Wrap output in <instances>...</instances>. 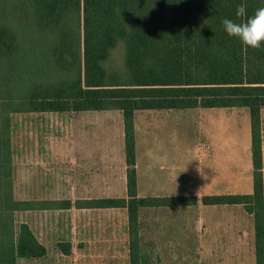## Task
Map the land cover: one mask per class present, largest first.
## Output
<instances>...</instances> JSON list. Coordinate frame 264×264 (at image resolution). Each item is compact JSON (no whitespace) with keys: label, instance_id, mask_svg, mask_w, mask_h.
<instances>
[{"label":"trees","instance_id":"obj_1","mask_svg":"<svg viewBox=\"0 0 264 264\" xmlns=\"http://www.w3.org/2000/svg\"><path fill=\"white\" fill-rule=\"evenodd\" d=\"M10 1L16 15L0 20L5 70L0 80L20 98L0 103V264L45 253L26 224L15 228V213L32 208L13 196L10 121L4 112H121L126 196L88 200L92 205L82 208L125 209L129 262L141 264L139 210L194 206L197 198L137 196L134 113L195 108L248 110L251 193L203 196L201 203L242 205L253 221L255 264H264V44L245 47L222 25L223 19L239 22V5L247 18L264 0ZM119 44L122 69L110 61Z\"/></svg>","mask_w":264,"mask_h":264},{"label":"rangeland","instance_id":"obj_2","mask_svg":"<svg viewBox=\"0 0 264 264\" xmlns=\"http://www.w3.org/2000/svg\"><path fill=\"white\" fill-rule=\"evenodd\" d=\"M13 5L10 0H0V20H10L16 15ZM122 54L121 44L111 53L110 61L118 69H122ZM4 71L0 66V77ZM40 75L43 74H39V83L44 79ZM0 83L3 84L0 103L8 102L10 97L11 100L20 98V93L14 96L13 91H9L11 85H4L1 80ZM156 111H137V163L141 184L138 197L154 196L156 191L171 196L176 193L197 196L198 166L213 167L221 191L240 193L247 190L249 178L252 180V164L246 108ZM110 112L111 115H107V111L88 112V115L70 111L47 114L9 109L4 112V115L9 114L10 121L13 196L32 208L15 213V228L26 224L45 248L43 256L20 258L16 264H130L126 210L82 208L92 205L88 200L126 196L122 120L116 112ZM156 116L165 118V123L158 125L163 128L158 132H154ZM162 120L159 122H164ZM148 123L151 124L149 133ZM180 135L187 147L180 146ZM260 135L264 185V109L260 116ZM85 137L89 144L78 146V141ZM146 139L153 144L147 145ZM73 155L77 160L75 167ZM151 166L152 173L155 172L152 176L157 180L171 177L174 181L182 180L183 184H171L164 189L158 183L148 186L146 175ZM180 168L182 170H178ZM184 208L189 211H175V207L139 210L140 248L145 258L141 264L232 263L224 257H206L201 252L210 244L196 242L194 211ZM170 215L186 218L182 217L181 222L169 220L168 226L172 223L179 228H170L167 236L156 235V230L164 229V217Z\"/></svg>","mask_w":264,"mask_h":264},{"label":"crops","instance_id":"obj_3","mask_svg":"<svg viewBox=\"0 0 264 264\" xmlns=\"http://www.w3.org/2000/svg\"><path fill=\"white\" fill-rule=\"evenodd\" d=\"M195 109H203V108H195ZM205 109H218V108H205ZM188 110V109H187ZM138 111H146V110H138ZM151 111V110H147ZM156 111V110H154ZM157 111H169V110H157ZM156 111V112H157ZM172 111V110H171ZM176 111V110H173ZM177 111H184V110H177ZM88 112H97V111H83V112H75L81 115H88ZM105 112V111H100ZM109 112L107 115H111L112 112ZM117 114V117L122 120L121 112L114 111ZM44 113H51V114H59L56 112H44ZM73 113V112H72ZM109 118V116H106ZM178 117V116H177ZM163 119L164 122H159L160 119ZM155 119V130L154 132H158L160 129L159 124L165 123V118L156 116ZM151 122V121H149ZM137 111L134 113V130H135V168H136V180H137V191L141 189L140 184V175H139V165L137 163V154H138V139L136 136V130H137ZM165 126V125H164ZM163 126V127H164ZM180 126V125H179ZM151 124L148 123V133L151 132ZM123 128V123H122ZM159 128V129H158ZM53 129V127H52ZM84 129H86V123L84 124ZM57 130V129H56ZM181 134V130H179ZM182 135V134H181ZM180 135L179 143L182 147V144H184L187 147V144L185 142L182 143V138ZM141 135V140H142ZM147 145L153 144L152 140L146 139ZM79 144H83L84 147H86L89 144V140L86 139V137L83 139V141H78ZM50 146H53V144H50ZM76 152L74 153V155ZM85 154V153H84ZM73 155V156H74ZM85 164L86 162L83 161ZM149 163L152 165L151 160H149ZM77 164L76 157H73V165L74 167ZM84 165V164H83ZM73 167V168H74ZM151 169L150 173L146 175L148 186L157 185L155 183H158L162 188L168 187L171 184H177L182 185L183 182L174 181L169 177V179L164 180H157L153 176L155 175V172L152 173V166L149 168ZM178 170H182L181 168ZM153 174V176H152ZM225 182V181H224ZM196 183H197V189L195 190V193L197 194V203L194 206H187L190 207L189 209H192V213L194 211L195 221H196V233H195V239L196 242L202 243V244H210L209 248L204 247V249L201 250L203 254L206 255V257L215 259L217 257L219 258H226L230 260L232 263L230 264H255V255H254V228H253V221L251 218V215L247 214L244 210L242 205H203L201 203V199L203 196H215V195H225V194H249L252 191V180L249 178L247 190L240 193H230L220 190V180L219 177L215 175V172L213 170V167L210 166L208 168L198 166L197 167V176H196ZM184 184V190L187 192V183ZM156 187V186H154ZM164 189V188H163ZM177 192V191H176ZM154 196L151 197H166L171 196L169 193H166L164 191H156L153 193ZM168 194V195H167ZM180 194L183 193H176L175 196H180ZM198 194H201L200 196ZM146 197V196H145ZM183 207L182 209H180ZM181 207H175V211H189L188 208H184V206ZM84 208V207H83ZM179 208V209H178ZM150 209V208H149ZM186 216H178V215H170L164 217L163 223V230L161 229L160 232L155 231L156 235H168V230L170 228H179L178 226L173 225L170 223V226L167 224L168 221H174L177 220L178 222H181V218ZM219 243V245H215ZM218 254V256H216Z\"/></svg>","mask_w":264,"mask_h":264},{"label":"clouds","instance_id":"obj_4","mask_svg":"<svg viewBox=\"0 0 264 264\" xmlns=\"http://www.w3.org/2000/svg\"><path fill=\"white\" fill-rule=\"evenodd\" d=\"M239 22L223 19L222 25L227 35L238 38L243 46L259 49L264 44V7L257 9L251 17L245 18V6L236 9Z\"/></svg>","mask_w":264,"mask_h":264}]
</instances>
